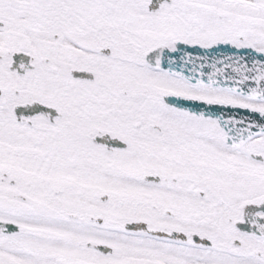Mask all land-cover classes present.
Returning a JSON list of instances; mask_svg holds the SVG:
<instances>
[{
    "label": "snow or ice",
    "instance_id": "obj_1",
    "mask_svg": "<svg viewBox=\"0 0 264 264\" xmlns=\"http://www.w3.org/2000/svg\"><path fill=\"white\" fill-rule=\"evenodd\" d=\"M0 264H264V0H0Z\"/></svg>",
    "mask_w": 264,
    "mask_h": 264
}]
</instances>
